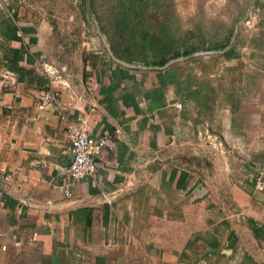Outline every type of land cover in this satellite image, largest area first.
<instances>
[{"label":"crops","instance_id":"1","mask_svg":"<svg viewBox=\"0 0 264 264\" xmlns=\"http://www.w3.org/2000/svg\"><path fill=\"white\" fill-rule=\"evenodd\" d=\"M61 10L45 0L0 10V264H264V193L252 180L264 171V82L250 99L236 87L231 100L203 101L175 66H114L97 35L64 31ZM13 17L17 39L1 31ZM63 115L119 138L79 182L67 175Z\"/></svg>","mask_w":264,"mask_h":264},{"label":"rangeland","instance_id":"2","mask_svg":"<svg viewBox=\"0 0 264 264\" xmlns=\"http://www.w3.org/2000/svg\"><path fill=\"white\" fill-rule=\"evenodd\" d=\"M45 1L63 6L53 15L68 34L97 35L114 66L140 74L175 66L203 101L231 100L236 87L250 99L246 89L264 82V0ZM232 47L239 58L227 61L221 53Z\"/></svg>","mask_w":264,"mask_h":264},{"label":"built area","instance_id":"3","mask_svg":"<svg viewBox=\"0 0 264 264\" xmlns=\"http://www.w3.org/2000/svg\"><path fill=\"white\" fill-rule=\"evenodd\" d=\"M11 0H0V10L4 11L8 17L12 16L11 12L7 11L9 2ZM49 71V68L45 66ZM50 72V71H49ZM5 85L12 83V78L6 77ZM89 86H91L92 79L89 78ZM177 110L181 109L180 105H175ZM94 112V109L91 108ZM61 120L65 124L66 133L71 142L72 161L67 169V175L73 182H79L82 178L87 176H94L96 172L95 158L102 155L105 151L117 152L119 145V138L116 135L105 132L100 135L91 134L88 130L87 116L79 119L78 126L73 123H68L66 116H61ZM252 180L256 191L264 193V171L255 169ZM95 183V182H94ZM60 190L64 192L67 198H72L73 193L70 190V183H63Z\"/></svg>","mask_w":264,"mask_h":264},{"label":"trees","instance_id":"4","mask_svg":"<svg viewBox=\"0 0 264 264\" xmlns=\"http://www.w3.org/2000/svg\"><path fill=\"white\" fill-rule=\"evenodd\" d=\"M91 1L92 0H89V2H91ZM5 20H7V21H5V23H3L2 26H1L2 34L5 35V37H7V38L12 37V38L17 39L18 37L16 35H17V33H18V31L20 29L16 25L14 17L13 18H6ZM221 55L224 56V58L226 60H229V59L233 58V56H234V48L232 47L229 50L224 51ZM162 64L163 63H161L160 65H162ZM166 71H168V70H166ZM167 75L169 76L170 74L167 73Z\"/></svg>","mask_w":264,"mask_h":264}]
</instances>
